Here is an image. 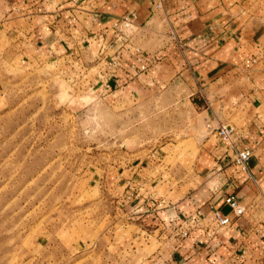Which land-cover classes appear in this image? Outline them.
Returning a JSON list of instances; mask_svg holds the SVG:
<instances>
[{
    "label": "rangeland",
    "instance_id": "374dc122",
    "mask_svg": "<svg viewBox=\"0 0 264 264\" xmlns=\"http://www.w3.org/2000/svg\"><path fill=\"white\" fill-rule=\"evenodd\" d=\"M83 54L0 59V264H164L169 256L163 230L130 213L167 186L198 182L192 161L208 119L195 94L172 81L91 91L86 80L99 69H84L94 60ZM122 175L131 183L121 186Z\"/></svg>",
    "mask_w": 264,
    "mask_h": 264
},
{
    "label": "crops",
    "instance_id": "0c3cea01",
    "mask_svg": "<svg viewBox=\"0 0 264 264\" xmlns=\"http://www.w3.org/2000/svg\"><path fill=\"white\" fill-rule=\"evenodd\" d=\"M131 12L136 28L123 44L111 30ZM121 46L116 74L124 88L136 92L171 81L186 86L207 123L233 125L239 146L252 149L248 165L257 180L256 185L247 180L222 155L215 131L208 129L192 161L198 182L167 186L164 196H147V205L138 208L139 201L130 215L157 225L168 237L171 250L164 264H264V240L256 233L264 221V0H0L1 60L76 58L87 52L94 66L84 69H99L88 76L89 89L103 91L105 63ZM259 53L257 63L242 69L245 59ZM138 58L147 66L143 71L130 68ZM126 177L120 176L121 186L131 183ZM226 193L253 208L234 216L223 203ZM214 208L230 223L215 227L209 220ZM178 214L200 221L186 236L173 238L170 218Z\"/></svg>",
    "mask_w": 264,
    "mask_h": 264
},
{
    "label": "built area",
    "instance_id": "2783aa9c",
    "mask_svg": "<svg viewBox=\"0 0 264 264\" xmlns=\"http://www.w3.org/2000/svg\"><path fill=\"white\" fill-rule=\"evenodd\" d=\"M159 7L160 4H156ZM136 15L134 12L124 14L120 18L116 19L113 23L112 34L113 37H117L124 44L129 43V33L128 31L134 30L136 28L135 24ZM72 21L76 20L75 16L71 17ZM93 35V38H96ZM176 38V36H174ZM122 46L113 55H111L105 63V74L106 76L102 78L103 88L111 89L118 87L122 83V79L116 74V70L119 68L121 61L123 59ZM129 49V46L127 47ZM128 54V53H127ZM129 56V55H128ZM262 57V54H258L254 58H247L242 62L244 68H251L258 60ZM138 62L141 61L140 58L137 59ZM130 68L136 71H143L146 69V64L140 62L137 66L130 64ZM103 77V76H102ZM208 129L215 131L218 138L220 151L223 156L228 157L231 161L238 167L239 171L242 172L245 178L251 181L253 184H257L256 177L251 171L248 163L252 157V149L249 147H240L238 144V137L236 129L233 125L227 123H219L217 126H211L210 123L206 124ZM262 199L264 200V196ZM223 203L227 204L232 211L234 216L242 215L245 210L250 207L242 206L239 204L234 194L226 193L223 197ZM255 204H253L254 206ZM199 211H197L198 213ZM181 220L180 223L175 224L176 221ZM209 220L215 227L225 226L230 223L231 218L221 212L219 208H214ZM198 217L185 218L183 216L175 215L170 218V223L172 224V237L179 238L186 236L193 225L199 224ZM257 235L264 240V221L260 222V226L256 229Z\"/></svg>",
    "mask_w": 264,
    "mask_h": 264
}]
</instances>
